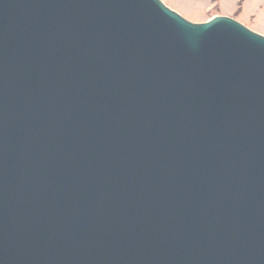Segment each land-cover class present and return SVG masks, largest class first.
<instances>
[{
  "label": "water",
  "instance_id": "obj_1",
  "mask_svg": "<svg viewBox=\"0 0 264 264\" xmlns=\"http://www.w3.org/2000/svg\"><path fill=\"white\" fill-rule=\"evenodd\" d=\"M0 264H264V35L0 0Z\"/></svg>",
  "mask_w": 264,
  "mask_h": 264
},
{
  "label": "rangeland",
  "instance_id": "obj_2",
  "mask_svg": "<svg viewBox=\"0 0 264 264\" xmlns=\"http://www.w3.org/2000/svg\"><path fill=\"white\" fill-rule=\"evenodd\" d=\"M193 22L229 15L264 34V0H163Z\"/></svg>",
  "mask_w": 264,
  "mask_h": 264
}]
</instances>
